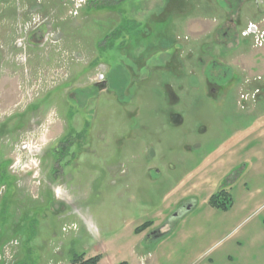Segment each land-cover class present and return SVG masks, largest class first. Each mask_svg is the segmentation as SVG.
<instances>
[{
  "label": "rangeland",
  "instance_id": "1",
  "mask_svg": "<svg viewBox=\"0 0 264 264\" xmlns=\"http://www.w3.org/2000/svg\"><path fill=\"white\" fill-rule=\"evenodd\" d=\"M235 1L241 30L263 22L254 0ZM223 7L222 0H0V264H73L80 255L136 264L142 252L150 261L161 239L146 234L178 227L165 209L194 190L187 175L221 143L235 146L237 128L264 123V90L241 97V85L264 73L263 33L223 53L214 44L236 75L233 83L230 73L217 77L223 91L208 95L209 68L200 69L210 57L201 43L222 38ZM99 72L105 92L90 82ZM2 102L12 105L5 113ZM172 114L182 122L173 124ZM60 139L74 141L64 159L56 157Z\"/></svg>",
  "mask_w": 264,
  "mask_h": 264
},
{
  "label": "crops",
  "instance_id": "2",
  "mask_svg": "<svg viewBox=\"0 0 264 264\" xmlns=\"http://www.w3.org/2000/svg\"><path fill=\"white\" fill-rule=\"evenodd\" d=\"M259 120L251 127L241 126L235 130V146L227 148L221 143L219 149L210 153L206 165L187 175L194 190L184 192L165 209L174 213L182 203L196 202L195 197L206 196L207 203L196 202L187 215H196L197 222L180 230L187 221V217L182 218L177 228L161 238L158 249L148 253L150 261L143 258L142 252L138 253L141 261L136 264H144L143 260L149 261L148 264H180L192 256H196L194 263L189 264H264V123L259 124ZM180 122L182 119H172L173 124ZM213 154L219 156L213 160ZM238 170H241L239 176L230 188L233 207L225 212L212 208L208 203L211 195ZM173 207L175 209H171ZM135 230V235H143ZM213 236L220 238L216 247H205ZM100 256L99 264H113L105 262L104 255Z\"/></svg>",
  "mask_w": 264,
  "mask_h": 264
},
{
  "label": "flooded vegetation",
  "instance_id": "3",
  "mask_svg": "<svg viewBox=\"0 0 264 264\" xmlns=\"http://www.w3.org/2000/svg\"><path fill=\"white\" fill-rule=\"evenodd\" d=\"M223 4H224V9L226 10V17H225V21L223 23L222 26H220L219 30L223 29L224 25H225V30L222 34V38L218 40V34H215V36H213L212 38L207 35L204 42H202L201 44L203 45L201 47L202 53L209 56L210 58L202 59V62L204 63L202 68L200 70H202V72H205L206 68H209V74H208V78L204 77V81L206 83V87L208 90V95L212 98V93H216L217 97L219 96V94L221 93V91H223V87L224 86H220V84L216 81V78L218 77V79H220L222 76L223 77H228V73H230V77H231V83H233L234 81L232 79L233 75L235 74V71H233L232 68H229L227 65H225L219 57H217V55L214 54V52H212V50H215L214 48V44L217 43L218 47L220 48V52L219 53H223L224 48L228 47V45H231V47L234 48H238L239 44H249V40L251 37L256 36L257 34H264V31H262V29H264V20L262 23H256V24H251L249 23L248 25H246L245 30H241L244 26V23L242 22V19H239V11H238V1L236 2L235 0H222ZM254 5L256 8V13L259 16L264 17V0H254ZM78 12L75 14V16H78ZM264 19V18H263ZM228 22V23H227ZM227 23V24H226ZM241 30V31H240ZM239 33H240V37H239ZM260 37L256 38V40H258V42ZM262 40L259 44L261 46L264 45V36H261ZM209 40H211V42H209ZM244 41V42H242ZM213 42V43H212ZM246 42V43H245ZM218 50V49H216ZM176 62V61H175ZM181 67H179V71H184V69H180ZM193 74L192 71H189V74ZM222 73V74H221ZM203 74H201L202 76ZM206 76V75H205ZM236 78V76H235ZM203 80V79H202ZM91 83H94L95 86L99 89L100 92H105L108 88V83L106 81V77L105 74L102 72H99L97 74H95L91 79H90ZM251 83L256 84L254 87H250ZM248 83L250 85H241V87H243L244 92H241L242 95V99L243 100H251L254 98H258L259 94L261 93V91L264 90V73L261 75L256 76V78H254V80ZM240 92V91H239ZM214 93V94H215ZM245 93V94H243ZM216 99V98H213ZM4 101V97L2 99ZM244 102V101H241ZM243 105L246 103H242ZM2 106L4 113L6 111H8V107L12 106L9 103L6 102H2ZM6 107V108H5ZM173 118H175V120H180L182 119L179 116H175L174 114H172ZM172 118V119H173ZM74 141L71 140L68 143L63 141V139L59 140V144H60V148H57L56 150H59L61 153L60 155L56 156L57 158L60 159H64V157H66L68 155V152L71 150V148L74 146ZM55 149H53L51 151V153L53 154ZM195 201V200H194ZM181 208V206H180ZM178 208V210L180 209ZM178 210L175 211L174 213H172L168 219V221H170V219H173L174 221V216L176 215V213H178ZM180 213V212H179ZM178 221H174L173 224H175ZM172 224V225H173ZM170 225V224H169ZM152 232V231H151Z\"/></svg>",
  "mask_w": 264,
  "mask_h": 264
},
{
  "label": "trees",
  "instance_id": "4",
  "mask_svg": "<svg viewBox=\"0 0 264 264\" xmlns=\"http://www.w3.org/2000/svg\"><path fill=\"white\" fill-rule=\"evenodd\" d=\"M238 176H239V172H234L233 174L228 176L224 184L218 189V191L215 192L213 195H211L208 203L212 208L225 212V211L230 210L233 207V197L230 192V188ZM195 203H196L195 201L184 202L181 205V208L178 210V213H176V215L174 216V221L178 219L181 220L182 218H184L195 207ZM151 225H152V222H146L140 227H137L135 232L137 234L141 233L144 230L151 227ZM100 260H101L100 255L91 257L89 259H86L85 256L80 255V256H75L72 263L73 264H99ZM120 264H127V263L123 262Z\"/></svg>",
  "mask_w": 264,
  "mask_h": 264
},
{
  "label": "water",
  "instance_id": "5",
  "mask_svg": "<svg viewBox=\"0 0 264 264\" xmlns=\"http://www.w3.org/2000/svg\"><path fill=\"white\" fill-rule=\"evenodd\" d=\"M163 234H165V235H163ZM166 234H167V233L161 232V229H157V230L151 232V233L148 235V237H149L150 239L159 240V239L163 238L164 236H166Z\"/></svg>",
  "mask_w": 264,
  "mask_h": 264
}]
</instances>
